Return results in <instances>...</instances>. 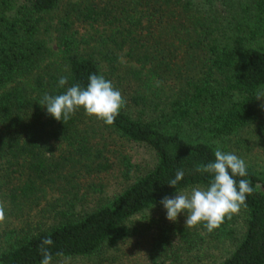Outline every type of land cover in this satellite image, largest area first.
<instances>
[{"label": "trees", "instance_id": "16d2710c", "mask_svg": "<svg viewBox=\"0 0 264 264\" xmlns=\"http://www.w3.org/2000/svg\"><path fill=\"white\" fill-rule=\"evenodd\" d=\"M238 1L246 2L248 17L244 26L236 27L232 43L225 45L210 39L209 28L197 26L203 21L172 25L176 7L190 9V0H105L98 13L91 7H73L82 20L101 16L114 29L85 42L69 32L73 22H63L66 28L56 35L55 53L48 44L49 31L41 24L59 0H27L11 17L5 13L7 0H0V202L6 215L24 216L16 225H0V264H41L39 246L46 237L54 241L49 246L52 264H112L105 253L127 238L129 220L176 191L208 185L209 174L194 168L213 161L215 149L208 142L185 138L180 128L187 124L212 139L236 135L257 120L256 94L264 88V48H243L244 41L264 37V0ZM158 28L173 33L172 40L191 30L197 34L208 54L200 73L193 75L188 65L174 63L176 49L170 48L172 43L161 45L165 34ZM93 73L110 80L126 100L113 125L85 115L83 109L63 123L38 103L43 95L63 93L72 84L86 86ZM62 76L68 77L63 88L58 84ZM113 135L150 148L153 166L134 175L132 164L122 156L127 183L88 211L77 210L73 197L62 192V202L47 197L52 184L76 170H108L114 153L108 139ZM178 169L185 175L175 188L168 181ZM247 173L243 179L251 181L253 192L242 206L245 232L218 264H264V175L249 166ZM40 204L31 216V209ZM227 224L225 219L211 233L199 226L207 235L225 237L231 234ZM178 234L179 241L191 243L193 233L182 228ZM155 237L158 257L173 254L167 231Z\"/></svg>", "mask_w": 264, "mask_h": 264}, {"label": "rangeland", "instance_id": "374dc122", "mask_svg": "<svg viewBox=\"0 0 264 264\" xmlns=\"http://www.w3.org/2000/svg\"><path fill=\"white\" fill-rule=\"evenodd\" d=\"M104 1L59 0L57 9L44 16V22L41 24L43 30L47 27L45 31H49L48 44L55 50V53L58 52L56 35L66 28H64L63 22H73L69 27V32L76 34L85 42L91 37L99 40V37L114 29V26L107 24V21L101 16L100 18H98L99 16L96 17L98 18L97 21L82 20L83 16L79 15L80 11L73 10V7L80 8V10L91 7L95 8L98 13L103 7ZM190 2L192 3L190 9H181L178 6L176 9L174 8L176 11L173 12V18H170L169 21L175 26L180 23L189 26L188 21H197V23L203 21V24L197 26L202 25L204 28L205 26L209 28L213 32L210 39L215 38L220 45L232 43L234 35H236V27L244 26L248 17V12L244 10L245 1L190 0ZM26 3L27 0H7L9 8L5 10L6 15L8 17L13 16ZM183 26L179 27L182 28ZM199 29L200 31L205 30ZM158 30L165 34V36L162 35L161 45L165 46L172 43L170 48L176 49L174 50L176 56L174 59L172 58L174 63L180 62V64L188 65L193 75L200 73L201 66L206 62L208 54L204 50L206 49L204 43H200L197 34L191 30L188 35L183 36L179 33L177 38L175 36V40H172L173 33L171 35L167 34V29L163 31L158 28ZM158 30H156L157 33H159ZM208 40L206 39L204 42L206 43ZM81 45H84V43ZM243 48H264V37L251 42L244 41ZM59 54H55V57H58ZM259 92H264V88ZM262 104H264V98L256 99L257 120L236 135L212 139L187 124L180 128V133L192 141L208 142L214 149L219 145L222 151L236 154L246 162L247 166L253 168L260 175H264V108L261 107ZM98 140L94 141L97 142ZM108 141L111 145L109 150L114 151L109 157L111 164L108 170L87 173L76 170L73 174H69L66 179L52 184L48 188L47 197L60 198L59 202H62L63 197L68 195V197H73L77 210L80 212L88 211L112 198L127 183L120 166L122 156H126L132 164V174L135 173L134 175L144 174L153 166L155 155L150 148L138 143L121 140L114 137V135L109 136ZM71 171L74 170L71 169L69 172ZM40 207H42V204L31 209V216ZM15 214V212H12L10 216L6 215L5 221L0 225L5 226L8 222L10 225H16L23 221L24 216H21L23 217L21 218L15 216ZM185 219L186 214L181 213L175 222L169 221L166 218V209L160 204L129 220L125 225L129 230L127 238L119 243L117 247L109 249L105 256L114 260L112 264H218L238 244L246 228V212L242 207L238 213L232 215L231 219H227L228 224L226 227L231 231V234L225 237L207 235L200 229L199 225L186 228ZM182 228L188 234L193 233L191 243L179 241L178 231ZM161 230L167 231L170 235L171 244L169 246L173 250V254L165 257H158V253L154 250L156 247L154 244L155 236ZM58 264H90V261L65 260Z\"/></svg>", "mask_w": 264, "mask_h": 264}, {"label": "clouds", "instance_id": "9594fccd", "mask_svg": "<svg viewBox=\"0 0 264 264\" xmlns=\"http://www.w3.org/2000/svg\"><path fill=\"white\" fill-rule=\"evenodd\" d=\"M58 84L63 88L68 84V77H60ZM261 98H264V92L256 94V99ZM38 103L46 107L48 115L63 123L83 109L85 115L111 126L125 107L126 100L110 80L93 73L89 75L86 86L80 83L72 84L63 93L43 95ZM261 107L264 108V104ZM194 171L209 174L210 179L206 187L195 185L176 191L175 196H165L160 203L166 209V218L169 221L175 222L181 213H185L186 228L203 225L207 232L211 233L219 228L225 219H231L242 206H246V199L253 192L251 181L243 179L248 175L247 165L242 158L232 152L222 151L218 145L214 151V160L207 164H197ZM184 175V170L178 169L175 178L170 179L168 184L176 188L184 179ZM236 177L242 179L237 180ZM5 219V206L0 202V223ZM53 243L51 237L42 240L39 246L41 264H52L49 246Z\"/></svg>", "mask_w": 264, "mask_h": 264}]
</instances>
